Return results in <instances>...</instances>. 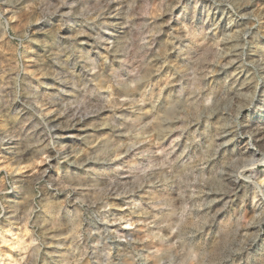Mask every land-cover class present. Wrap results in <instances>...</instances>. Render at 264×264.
<instances>
[{
    "label": "rangeland",
    "instance_id": "rangeland-1",
    "mask_svg": "<svg viewBox=\"0 0 264 264\" xmlns=\"http://www.w3.org/2000/svg\"><path fill=\"white\" fill-rule=\"evenodd\" d=\"M0 264H264V0H0Z\"/></svg>",
    "mask_w": 264,
    "mask_h": 264
}]
</instances>
